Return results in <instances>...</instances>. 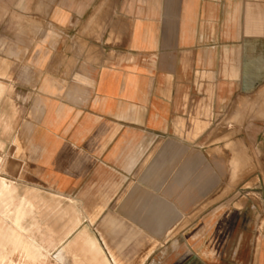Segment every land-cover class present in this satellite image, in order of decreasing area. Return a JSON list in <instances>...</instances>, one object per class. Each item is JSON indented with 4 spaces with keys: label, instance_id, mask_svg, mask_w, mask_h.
<instances>
[{
    "label": "crops",
    "instance_id": "crops-1",
    "mask_svg": "<svg viewBox=\"0 0 264 264\" xmlns=\"http://www.w3.org/2000/svg\"><path fill=\"white\" fill-rule=\"evenodd\" d=\"M0 50L37 99L45 185L159 264H264V0H0Z\"/></svg>",
    "mask_w": 264,
    "mask_h": 264
},
{
    "label": "rangeland",
    "instance_id": "rangeland-1",
    "mask_svg": "<svg viewBox=\"0 0 264 264\" xmlns=\"http://www.w3.org/2000/svg\"><path fill=\"white\" fill-rule=\"evenodd\" d=\"M24 71V67L0 59V79L8 80H0V94L5 90L0 96V156L3 160L0 163V206L4 208H0V217L5 221V229L10 226L16 228L43 249L47 256L38 264H159L165 254L156 252L160 243L142 240L141 234L119 221L114 225L113 219H92V195H84L83 198L86 199L82 201L81 195H64L43 183L36 166V150L30 141L28 127L39 115L37 99L33 100L26 89L13 88V77ZM230 132L225 147L228 153L234 154V142L230 140L234 131ZM244 152L246 153V148ZM6 162V172H3ZM231 167L234 172L233 162ZM250 173L251 168L243 172V189L240 188L242 193L239 195L243 197V207L251 197L253 182L248 177ZM239 180L232 178L231 184H228V195ZM3 181L10 182V187L4 188L1 185ZM22 197L32 198L38 209L31 210L25 206L24 210H20L24 212L20 217V211L15 206L16 200ZM75 198H79L83 205ZM51 201L60 202L59 215L49 208ZM236 206L240 207L241 204ZM37 221L43 227H38L40 231H50L47 233L45 246L41 244L42 236L37 237L31 231V225ZM1 236L0 252L5 247V236ZM9 246L12 251L15 246L12 238Z\"/></svg>",
    "mask_w": 264,
    "mask_h": 264
},
{
    "label": "bare ground",
    "instance_id": "bare-ground-1",
    "mask_svg": "<svg viewBox=\"0 0 264 264\" xmlns=\"http://www.w3.org/2000/svg\"><path fill=\"white\" fill-rule=\"evenodd\" d=\"M1 185L3 187H8V184L6 183V181L1 182ZM31 200H32V198H31ZM24 204H25L24 202L17 201V205L15 207L19 211L24 210ZM29 205L32 207L36 206L33 203V200H32V202L29 203ZM55 207H57V206H55ZM0 208L4 209L1 206H0ZM55 212L58 215L60 214V211L56 210ZM19 213H20L19 216L21 217V215L24 212L20 211ZM54 218H55V216H54ZM4 222L5 221L0 217V236L1 235L5 236V247L0 252V264H38L40 261H42L46 258L47 254L43 251V249L39 248L37 245H35L29 239H27L25 236H23L16 228H13L10 226L9 229L6 230L4 227ZM38 227H41L40 223L38 221L34 222L31 225V231L33 234H37V237L42 236L41 244L43 246H45L46 242H47L46 241L47 234H44L42 231H40L38 229ZM37 237H36V239H37ZM11 238L15 242V246L12 248V251L9 250L10 249L9 241ZM16 257H18V258H16Z\"/></svg>",
    "mask_w": 264,
    "mask_h": 264
}]
</instances>
